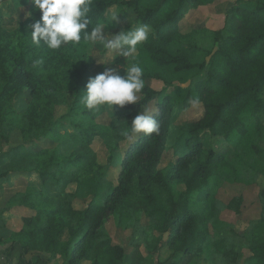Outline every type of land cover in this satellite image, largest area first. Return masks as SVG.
Masks as SVG:
<instances>
[{
    "label": "trees",
    "instance_id": "obj_1",
    "mask_svg": "<svg viewBox=\"0 0 264 264\" xmlns=\"http://www.w3.org/2000/svg\"><path fill=\"white\" fill-rule=\"evenodd\" d=\"M211 1L157 0L155 5L144 6L141 0H92L90 27L106 23L108 9L116 6L120 13L135 17L132 24L151 27L149 39L137 47L153 64L172 65L177 73L200 71L189 80L179 110L192 108L191 99L199 97L202 115L182 123L180 139L171 144L167 143V127L178 101L163 94L171 82L164 81L160 90L145 85L136 105L122 107L125 113L113 118L107 130H99L96 121L104 107L91 111L80 99L91 75L92 56L80 54L73 44L59 50L33 44L30 25L40 13L32 0H26L31 16L20 20L14 30L0 29V138L7 141L16 129L29 142L27 149L15 146L7 151L9 168L0 173V188L18 174L38 178V186L26 187L8 201L10 206L17 205L12 209L23 225L12 230L0 264H141L140 253L135 249L128 255L107 233L105 224L112 217L121 226L129 215L149 207L165 217L156 221L159 238L164 240L160 248H180L193 257L203 253L211 241L208 233L215 210L211 191L228 158L224 152L204 147L201 132L220 140L243 137L249 128L254 129L258 139L252 152L264 169V0H251V6L235 0L223 26L211 33L205 29L182 32L186 14ZM173 43L184 48L172 52ZM197 51L205 58L194 62L190 52ZM37 60L42 63L35 64ZM149 76L145 73L144 80ZM22 89L29 90L31 101L18 114L12 100ZM55 104L64 106V112L54 115ZM151 104L159 134L140 133L129 143L122 134L125 127ZM42 141L53 146L39 147ZM96 141L107 152L105 167L94 150ZM168 151L175 158L161 166ZM115 166L119 168L116 185L105 196L76 206L85 181L104 179ZM174 183L182 185L177 194ZM226 239L217 237L211 249L223 264H264V206L260 220L250 229L246 258ZM16 247L20 251L14 263Z\"/></svg>",
    "mask_w": 264,
    "mask_h": 264
},
{
    "label": "rangeland",
    "instance_id": "obj_2",
    "mask_svg": "<svg viewBox=\"0 0 264 264\" xmlns=\"http://www.w3.org/2000/svg\"><path fill=\"white\" fill-rule=\"evenodd\" d=\"M234 2L235 0H212L210 3L189 11L181 23V31L189 32L190 30L201 31V29H205L203 31L211 33L213 30L221 28L225 23L226 12ZM242 2H245V4L247 2L246 6H251L249 3L251 0H243L240 3L242 4ZM141 3L144 6L155 5L157 0H141ZM112 12L118 13L117 20L107 26L108 31L116 32L121 28L130 30L132 27L137 26L136 24H132L135 20L134 16L130 15L129 12L120 13L116 6L108 9L106 25H108ZM26 16V0H0L1 30H14L18 27L19 21ZM74 47L80 54L92 56L94 64L91 67L90 77H94L96 74L104 71L106 67H109V65H103L98 62L102 59H109L113 54L102 50L99 45L90 46L82 39V42L79 45H74ZM183 48L184 46L176 43L170 45L172 52ZM190 58L194 62H198L205 58V56L202 51H197L190 52ZM130 62L129 58L123 59V57H117L112 66L119 67L123 64L127 68ZM135 62L144 69V74H150L145 79V85L155 90H160L164 86V81L171 82L170 86L163 93L171 95L174 100L178 101L173 105V116L167 127V143L171 144L175 140L180 139L182 123L195 121L202 115L200 107L179 110V101L185 96L189 80L193 76L198 75L200 71L194 69L177 73L173 70L172 65L156 66L149 60L147 54L138 47L135 54ZM157 74L160 77H157ZM139 95L141 97V94ZM68 100L69 102L71 100L70 94H68ZM30 101L29 90L22 89L15 94L12 105L18 114H22L28 108ZM47 103V98H44L42 104L46 105ZM149 107L154 109L153 104ZM64 109V106L55 104L53 106L54 115L64 112ZM124 113L125 110L118 106H114L113 113L104 107V112L97 118V128L99 130H107L109 122ZM243 116V121L248 125L249 120L245 117V114ZM236 136L233 135L226 139L220 138V140H217L218 138L211 137L207 131L201 132V140L204 147L224 152V156L228 158V163L223 170L222 177L211 191L215 210L210 219L211 225L208 233L211 241L203 248V253L193 257L183 254L180 248L172 249L165 246L160 248L159 243H162L164 240L163 237L159 238L160 231L156 221L163 220L165 217L152 207L147 208L145 211L132 213L121 226L117 225L115 219L110 217L105 224V230L111 235L114 242L120 243L128 255L134 253L136 249L142 257L141 264H156L160 261L165 263L176 262L177 264H223L211 249L213 240L224 236L228 242L236 245L235 251L243 253L242 259L246 258L248 251L245 244L250 229L253 224L260 220L264 206V169L258 155L252 152L253 145L258 139L256 138V131L249 128L248 134L243 135V137ZM15 146H22L24 149L29 148V142H25L23 134L16 129L9 133L7 141L0 138V173L9 168L6 153L10 148ZM38 146L51 147L53 143L42 141L38 143ZM94 150L104 167L107 166V152L101 141H96ZM174 158V154L168 151L161 162V166H165L169 161L174 160ZM118 170L119 168L115 166L110 169L108 176L104 179L86 180L84 188L78 192L80 202H77L76 206H85L91 199L105 196L116 185ZM29 186H38V178L36 176L31 175L26 177L20 174L12 176L9 183L0 188V209L10 206L8 205L10 197ZM172 189L177 194L182 191V185L174 183ZM16 206L11 205L8 208V210L10 209L9 211L0 212V220L3 221V225L0 226V262H3L5 259L4 250L10 244L9 237L12 230H20L23 225L20 217L12 209ZM153 243L154 245L152 246ZM19 251L18 247L13 250L12 262H16ZM205 256L208 258L207 260ZM80 264L88 263L83 262Z\"/></svg>",
    "mask_w": 264,
    "mask_h": 264
},
{
    "label": "clouds",
    "instance_id": "obj_3",
    "mask_svg": "<svg viewBox=\"0 0 264 264\" xmlns=\"http://www.w3.org/2000/svg\"><path fill=\"white\" fill-rule=\"evenodd\" d=\"M32 3L40 13L39 19L30 25L33 44H43L49 50H59L68 44L79 45L83 33V40L90 46L99 45L102 50L113 54L109 59L98 62L109 67L90 77L82 91L80 99L88 110L97 111L106 107L113 113L114 106L122 108L128 104H137L139 94L145 87V80L144 69L135 62V54L137 46L149 39L152 30L148 24L111 32L107 30V26L117 20L118 13L110 14L108 25L97 22L90 27L93 24L89 15L92 0H32ZM27 15L31 16V13ZM117 57L129 58L131 62L127 68L123 64L119 67L112 66ZM40 63L41 60L35 62ZM190 104L192 108L199 107V97H193ZM130 121V126L125 127L122 133L129 143L140 133L150 136L160 132V125L155 119L152 107L145 106Z\"/></svg>",
    "mask_w": 264,
    "mask_h": 264
}]
</instances>
